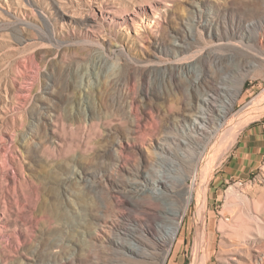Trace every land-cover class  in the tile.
<instances>
[{"label":"rangeland","instance_id":"obj_1","mask_svg":"<svg viewBox=\"0 0 264 264\" xmlns=\"http://www.w3.org/2000/svg\"><path fill=\"white\" fill-rule=\"evenodd\" d=\"M138 8L159 24L132 46L123 20L141 18ZM201 10L197 19L186 0H0V264H125L95 243L96 229L108 218L130 227L123 212L170 208L127 181L158 174L178 189L181 163L151 160V145L184 140L194 109L230 93L223 128L235 121V139L211 172L203 254L205 264H264V46L247 26L264 0H204ZM180 213L153 264L192 263L195 202Z\"/></svg>","mask_w":264,"mask_h":264},{"label":"bare ground","instance_id":"obj_2","mask_svg":"<svg viewBox=\"0 0 264 264\" xmlns=\"http://www.w3.org/2000/svg\"><path fill=\"white\" fill-rule=\"evenodd\" d=\"M186 2H188L191 8L197 10L196 18L203 19L201 4L204 2V0H186ZM55 6L57 7L56 3ZM58 9L61 8L58 7ZM112 11L113 10L111 9V7H108L103 12L104 14L109 15L112 14ZM139 11L144 14L141 18L139 17L135 19L136 11L134 10L133 13H130V15L123 20V23H126V26L124 28H126L127 31V39L132 46H136L137 44H139V40L141 37L147 40L151 39V36L147 35V33L145 34L144 30L151 31L152 29H154L153 27L155 26V24H159V22H157L158 20H156L155 15L145 13V10L143 8H141ZM67 14L62 11L60 14L61 19L66 20L68 23H72L73 16L71 17L69 14ZM102 16V14H99V17ZM95 21V16H88L84 19V23L91 26L93 25V23L95 24ZM203 26L206 28H212L213 21L206 20ZM247 26L255 30L256 34L257 32H260V36L258 37L260 39L259 43L256 40V34H254L253 38L260 47L264 46V13L262 17H260L256 21L250 22ZM131 32H133V35L129 36V33ZM140 46L143 45H139V47ZM244 79V75L240 76L239 85L235 89L236 92L241 89ZM235 96V94L230 93L229 97H226L223 102L220 101V105H218L215 99H213V103H211L209 99H206L203 101L204 109L200 106H197V108L194 109L193 115H189V119L186 120L189 123L190 128L189 131L185 134L184 140L176 142L173 141V139L171 140V142H168V139L162 138L159 139V141L157 140L158 142L154 145H151L150 152H147V155L151 160L166 161L165 159H167V161H169V165H172L173 161L169 157H175V159H177L178 162L181 163L183 172L181 173L179 178H176L178 179V189L173 188L167 177H165L164 175L156 174V176H153L152 178H149V176L146 175V177L142 176V178L141 176H139L138 172L134 173L131 176L133 178H127L130 179L126 184V187L129 191H137L138 189H142V194L149 193L152 198H154V201L156 200L155 202H157V200L160 198L168 201L170 208L169 206L161 208L159 207L160 209L156 208L157 206L155 207L156 209L144 208V217L140 215L126 216L123 214L124 212L120 213L119 215L121 217H126L132 224H130V227L122 226L121 224H119L120 222L116 223L114 219L108 218V220H105L103 222V226L99 225L100 227L96 229V233L93 236V240L95 241V243H99L100 245L101 243L102 245L104 243L108 245L113 254L116 255L117 258L123 260L125 264H150V262L153 261L152 259L159 258V256H157L156 254L161 253L160 251L164 250L166 247L167 249L166 251L164 250V256L168 254L170 245L175 240L179 229V219H181L182 217L180 211L182 210V214H184L188 210L191 202H195L197 211L196 220L198 222V227L194 239V246L192 249L193 257L191 264H205V257L203 254V222L205 210L204 203H206L205 200L207 196L208 185L211 180V172L215 168L218 155L220 151H222L221 149L228 150L233 144V139H235V137L232 136L234 133L233 127L235 121H230V123L225 125L226 127L223 128V121H225L227 114H229L228 112L232 108L231 104L233 103ZM263 100L264 97L261 98L262 102ZM262 105L263 103L258 105L255 109H262ZM211 107H214L215 111H210ZM209 112L215 113L209 114ZM241 114L244 115L246 113L243 114L242 112ZM240 117L241 116H239V118ZM237 119L238 118H236V120ZM167 164L168 163H166V166ZM188 181L190 182V184L186 183ZM174 189L176 190L175 193L171 192L172 190L174 191ZM124 194L125 193H123V196ZM122 204L127 205L125 201L122 202ZM179 204H181L182 206V209L180 208L181 210L179 209ZM138 207L140 206L136 205L135 208L136 210L138 209V212L140 213ZM155 212L156 214L159 213L160 216L168 212V214L170 213L171 216L169 218H162L161 220L163 221H160V223L153 222L150 217H152ZM156 228H159L161 234L156 241L149 242L147 238L143 236V234H141V232L152 234L154 233V230ZM151 264H153V262Z\"/></svg>","mask_w":264,"mask_h":264}]
</instances>
